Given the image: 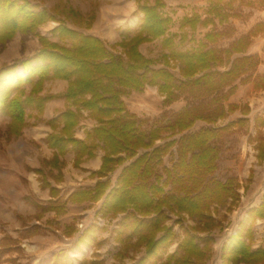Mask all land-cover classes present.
Segmentation results:
<instances>
[{
	"label": "trees",
	"instance_id": "trees-1",
	"mask_svg": "<svg viewBox=\"0 0 264 264\" xmlns=\"http://www.w3.org/2000/svg\"><path fill=\"white\" fill-rule=\"evenodd\" d=\"M161 6L160 0L138 2L137 30L130 33L123 28L120 40L108 44L96 35L68 27L38 2L0 0V44L17 33H32L40 44L32 55L0 67V111L10 117L18 134L27 107L40 110L46 101L63 98L65 108L48 120L54 130L58 124L62 126L47 134V145L57 153L72 150L74 163L84 155L91 157L97 147L103 150L99 168L90 173L98 177L95 185L75 190L68 200L76 201L77 194L93 202L100 200L95 215L118 218L113 232L123 250L143 248L133 264H204L213 243L212 231L221 224L216 217L219 207L228 212L240 200L237 177L231 173L222 179L217 172L220 160L234 155L237 130L249 122L247 117L222 122L227 117L224 91L228 86L227 91L231 90L232 82L248 69V57H239L229 69L219 71L214 66L220 49L205 42L195 49L176 48L174 34L166 35L172 18L160 11ZM48 21L57 22L50 33L58 40L38 32ZM212 35L223 34L205 33L215 42ZM160 37L168 53L163 55L164 66L154 67L156 60L145 56L139 45ZM237 44L246 48L247 37H240ZM117 45L121 54L113 50ZM173 65L178 67L177 74L171 70ZM55 79L67 80L64 92L38 95L44 81ZM27 84L31 86L28 93ZM147 85L155 86L163 96L164 108L157 116L139 117L126 107L123 96ZM180 97L183 106L177 110L168 107ZM85 116L95 124L80 139L74 131ZM256 120L255 136L261 138L256 143L257 155L264 158V120L258 125ZM197 121L206 125L192 130ZM119 167L112 183L110 176ZM42 208L62 212L51 204ZM170 213L176 216L173 223H168ZM185 215L194 224H186ZM258 218H264V188L260 203L248 209L247 221L223 243L221 264L264 263V245H251L252 225ZM100 228L93 221L79 232L77 241L97 247ZM175 243V249L169 251ZM18 249V241L11 236L0 239V256ZM64 253L63 249L54 253L53 263ZM8 260L24 264L16 257ZM80 264H103V260L95 257L86 263L83 259Z\"/></svg>",
	"mask_w": 264,
	"mask_h": 264
},
{
	"label": "crops",
	"instance_id": "crops-1",
	"mask_svg": "<svg viewBox=\"0 0 264 264\" xmlns=\"http://www.w3.org/2000/svg\"><path fill=\"white\" fill-rule=\"evenodd\" d=\"M32 1L38 2L35 0ZM104 1L105 4L102 7L104 10L111 9L110 7L112 4L114 5V3L119 5L118 8H116L118 9V13L115 14L118 17H125L128 15V13L125 12H129L131 9V11H137L140 18L141 13L137 10V3L145 1L152 4L155 0ZM160 1L162 2L160 11L164 15H169L172 18V22L167 29L166 35L174 34L173 39L176 48L195 49L199 43L205 42L207 46H213L216 49H220L221 52L218 54V60L214 66V69L219 71L229 69L232 62L237 61L239 57H248L245 61L248 69L242 72V74L232 82L231 85L233 88L231 90L227 91L230 87L228 86L225 89L226 91H224L226 93L224 94L225 99L223 100V105L227 117L223 119V123L236 120L239 117H247L249 119L248 124L239 128V131L247 130V140H250L253 145H256L257 141H260L261 138L255 136L257 129L254 125L255 118L257 117V125L264 120V0ZM129 2H136V6L134 4H129ZM55 25H57V22H55V24L47 31L39 33L49 36L52 40H58L57 36H51L50 33ZM75 30L87 34H93L83 30ZM211 31L212 33L221 32L223 35H212L211 37L215 40V42H212V40L209 41L205 36V33ZM21 35L23 34L17 33L12 39L7 41L10 42V48H5L4 51L0 52V67L4 64L26 58L39 48L40 44L38 48L29 55L19 59L10 60V56L19 54L17 47H20L19 45L22 40ZM240 37H247L248 39V45L244 49H240L237 44ZM156 39L159 40V44L164 50V52L160 54L161 58L164 59L163 55L168 53V49L162 47L161 37ZM226 52L231 55L226 56ZM163 63L161 66H164ZM173 67L177 66L173 65ZM173 67L171 68L172 71ZM52 82H56V85L58 86L57 89L50 87ZM66 86L67 80H46L44 81L42 89L38 95L46 96L48 94L62 93L66 89ZM30 87V84L25 85L26 93L29 92ZM174 102L181 103L176 109L171 107L175 110L184 105L182 97ZM126 107L128 108L127 105ZM64 108L65 101L63 98H53L46 101L40 110L35 107H27L24 115V124L18 134L15 132L16 127L10 125V117L0 111V130L2 132V135L0 136V177L7 175L13 180H16L17 178L24 176L26 168L28 171H31L30 173L39 174L41 176V185L39 182H36V187L33 186L31 190H25L22 193L19 189L14 188L19 194V198H15V211L9 207L7 197L4 191L0 188V222L4 221V219H9L8 221L13 223L11 226L14 228L15 232L6 230V232L11 233L13 237L16 236L18 231L23 230L25 232L24 235L29 236L30 239L45 244L41 250V260L53 255L61 249H65L66 246H71L74 242L76 243L78 235L76 236V240H71L61 232L69 230L68 225L70 221L73 220L74 216H76L79 211H83L82 207L84 204H92L91 207L94 214L101 204L100 200L93 202L80 198L79 194L75 195L76 201L68 200V196L77 189L92 188L95 185L98 177H91L90 173L97 170L100 166L101 156L103 154L102 148L97 147L91 157L84 155L80 160H77V162L74 163L75 153L72 150L65 151L64 153H57L56 149L50 148L46 143L45 137L47 134L58 130L62 126L60 123L54 130V128L48 123V120L58 115ZM88 119L91 120V123H88ZM250 122L253 125V131L251 128L249 129ZM84 124H86V126ZM94 124L95 121L90 117H83L80 120L79 125L75 128L74 136L80 139L84 138L85 131L90 129ZM204 125L206 124L199 125L198 128ZM263 127L264 126L261 127V130H263ZM78 128L81 129V135L76 134ZM249 135L250 139H248ZM41 139L43 142L42 146L44 147L42 150L49 149L52 152L51 155L55 154L54 158H52V156L49 159L46 157L45 162H42L50 166L48 167V170L50 168L57 169L56 179L58 181H60L61 170L66 165L65 154H69V167H73L85 175L94 178V182L86 187H78L67 192L64 191L62 185L52 183L48 179L47 174H42V170H40V158L37 155L33 157L34 153L37 154L36 150H34V141H39ZM6 142L8 145L4 148ZM262 142L264 143V137ZM256 151L258 153L257 148ZM257 153L256 157H258ZM62 156H64V158ZM223 162L226 168H232L235 162V157L226 158ZM232 171L233 169L227 170L229 174H231ZM75 176L78 178L80 175L75 173ZM30 179L33 180V177H30ZM0 187L2 186L0 185ZM50 204L56 206V208H59L62 212L57 214L54 208H42L47 207ZM33 215H35V217L27 222L28 225H22V223L17 224V222H15L18 220L17 216L18 218L21 217L24 219L25 217H33ZM51 225H54L56 228H52ZM40 227L52 228L55 233L41 236L38 232ZM89 253L90 255H87L86 250H84L82 258L87 257L91 259L95 256L101 258L102 256L99 254H93V251H89Z\"/></svg>",
	"mask_w": 264,
	"mask_h": 264
},
{
	"label": "rangeland",
	"instance_id": "rangeland-1",
	"mask_svg": "<svg viewBox=\"0 0 264 264\" xmlns=\"http://www.w3.org/2000/svg\"><path fill=\"white\" fill-rule=\"evenodd\" d=\"M38 1L41 5H45L47 8L51 10L55 16L61 20H64L67 26L71 28H75L78 30H83L86 32L93 33L94 35L100 37L105 40L108 44L116 43L120 40V30L127 29L130 33H133L137 30V24L139 21V14L137 11L125 12L128 13L125 17L116 16L118 13V4L114 3L111 5V9H103L102 7L105 4L104 0H35ZM131 5L136 6V2H129ZM55 24L54 21H48L47 23L41 25L38 28V32L47 31L51 26ZM104 29H110L114 34L113 39H109L103 34ZM21 44L20 47H17V51L19 54L15 56H10V60L19 59L26 55H29L31 52L35 51L39 42L37 40L36 35L32 33H27L21 35ZM10 42L0 44V52L4 51L5 48H10ZM141 52L156 60L154 64L155 67H159L163 63V58H161L160 54L164 52L159 44L158 39H154L149 42H144L139 45ZM115 53H122V49L120 46H115L113 48ZM164 64V63H163ZM173 71L177 73L178 67H173ZM50 81V80H49ZM50 87L57 89L58 86L56 82H52ZM144 96L145 106H141L142 98ZM163 96L157 91L155 86H145L142 91H132L129 94L124 96V101L128 108L136 113L139 117H153L157 116L159 112L164 108L162 104ZM181 105L180 102H173L169 108H178ZM33 118V117H31ZM30 121V120H29ZM223 122V121H222ZM88 123H91V120L88 119ZM205 124L203 121L196 122L195 126H193L192 130L197 129L199 125ZM86 126V124H84ZM253 131V125L250 122L249 129ZM0 130V136L1 134ZM77 135H81V129L78 128L76 131ZM262 134L264 137V127L262 130ZM158 143L162 141H157ZM42 139L39 141H34V153L33 157L37 155L40 159V170H42V174H47L48 179L55 183L56 185H62L65 192L75 189L82 186L91 185L94 182V178L85 175L81 171L69 167V154H65V163L66 165L62 168L60 181L56 179L57 169L50 168L48 170L49 165L45 162L46 157L48 159L52 156L55 157V154L51 155V150H42L44 147L42 146ZM8 143L6 142L4 148H6ZM235 162L232 168H226L224 166V160L226 158H222L219 162L218 175L224 179V177L229 174L227 172L228 169L232 170V174H234L239 181V194L240 200L235 205V207L226 212L225 207H219V211L216 217L221 220V224L215 227L212 231L213 234V243L211 247V251L208 255V258L205 260L204 264H221V248L223 243L226 241L227 237L232 234L233 231L238 230L242 227L243 222L247 221V212L253 206H256L261 201L262 190L264 188V158L256 157V145H253L250 140H247V130H237L235 135V144L233 147ZM43 155V156H41ZM64 158V156H62ZM229 157V158H232ZM258 159V160H257ZM51 160V159H50ZM165 163L168 162V157L164 158ZM43 161V162H42ZM120 167L117 168L110 176L112 182H114L117 172ZM73 171V172H72ZM31 171L24 172V176L13 180L12 178L6 176L0 177V187L8 200L9 207L15 211V198H19L18 192L15 191L14 188L19 189L22 193L23 191L31 190V188L36 187V182L40 183L41 176L39 174H32ZM75 173L80 175L78 178L75 176ZM54 175V176H53ZM60 175V174H59ZM33 177V180L30 179ZM67 178V180H66ZM39 185V184H38ZM41 185V183H40ZM92 204L87 205L84 204L82 207L83 211H79L76 216H74L73 220L70 221L68 225V231L61 232L64 233L69 239L76 240V236L82 230V228H86L90 223L96 220L98 225L101 226L100 229L97 230V236L100 241L97 247H94L92 244L72 243L71 246H66L63 251L64 255L60 256V259L56 262V264H80V261L83 259L88 263L92 257L82 258L84 254V250H86L87 255H90L89 251H93V254L102 255L100 259L103 260V264H133L135 259L138 258L143 253V248L133 250L132 248H128L125 252L122 248V245L115 238V233L113 232V228L117 223V217L114 218H102L98 217L93 213V209L91 207ZM171 219L168 223H173L176 219V216L170 213ZM35 217H25L22 219L17 216V224L22 223L28 225V221L32 220ZM186 224H194V221L188 218L186 215L184 216ZM9 219H4V221L0 222V239L4 235H9L15 240L18 241L19 249L11 252H6L0 256V264H10L8 258L16 257L18 261L24 264H40L44 259H51L52 255L46 257L41 260V250L45 244H41L40 242H35L34 239H30L29 236L24 235L25 232L20 230L16 233V236L13 237L11 233H7L6 230H10L11 232H15L14 228L11 226L13 223L8 221ZM14 222L13 220H11ZM83 221V226L81 230L79 229L78 223ZM52 228H56L54 225H51ZM175 229L179 231V225H174ZM49 227H40L38 229L39 235L46 236L51 233H55L54 230ZM253 231V239H252V247L256 248L258 246L264 245V218H258L254 221L252 225ZM176 247V243L171 245L169 251H173ZM98 258V257H97ZM88 259V260H87ZM47 264H54L52 259ZM235 264H245L244 262H238ZM264 264V263H263Z\"/></svg>",
	"mask_w": 264,
	"mask_h": 264
},
{
	"label": "bare ground",
	"instance_id": "bare-ground-1",
	"mask_svg": "<svg viewBox=\"0 0 264 264\" xmlns=\"http://www.w3.org/2000/svg\"><path fill=\"white\" fill-rule=\"evenodd\" d=\"M103 34H104V36H106V37L109 38V39H113V37H114V34L111 32L110 29H104V30H103ZM142 99H143V100H142V102H141V106L144 107L145 104H146L145 101H144V96H143Z\"/></svg>",
	"mask_w": 264,
	"mask_h": 264
},
{
	"label": "built area",
	"instance_id": "built-area-1",
	"mask_svg": "<svg viewBox=\"0 0 264 264\" xmlns=\"http://www.w3.org/2000/svg\"><path fill=\"white\" fill-rule=\"evenodd\" d=\"M78 226H79V229L81 230V228H82V226H83V221H80L79 223H78ZM82 230H83V228H82ZM235 231H233L232 233H234Z\"/></svg>",
	"mask_w": 264,
	"mask_h": 264
}]
</instances>
